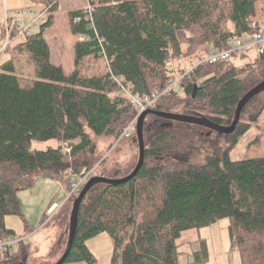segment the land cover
I'll use <instances>...</instances> for the list:
<instances>
[{"label":"trees","instance_id":"obj_1","mask_svg":"<svg viewBox=\"0 0 264 264\" xmlns=\"http://www.w3.org/2000/svg\"><path fill=\"white\" fill-rule=\"evenodd\" d=\"M28 1L45 7L48 18L22 43L35 64L31 83L21 84L10 59L0 64V241L35 231L24 219L18 194L39 178L60 181L66 192L68 169L81 174L95 167L93 177L109 179L133 171L135 166L105 174L104 158L91 167L95 138L118 137L136 114L114 96L112 76L130 82L140 94L163 91L170 77L167 60L200 61L212 48L224 47L229 38L252 34L250 20L257 2L264 0H88L90 12L79 9L68 14L78 38L72 72L50 62L44 39L60 0ZM182 44L187 45L185 51ZM88 58L103 60L107 71L82 75L77 66ZM236 59L200 65L182 81V95L164 94L149 110L229 126L239 100L264 80V55L241 66L235 65ZM263 110L264 92L243 108L228 136L147 116L141 169L125 183L97 184L86 192L63 264H96L86 243L101 234L113 241L110 264H178L180 234L221 219L229 221V246L238 253L240 264H264V157L239 161L230 157ZM49 141L68 142L70 155H63L60 147L31 150L33 142ZM199 157L201 162H191ZM76 197L62 203L48 222H56L64 232L61 255ZM8 217L19 218L21 233L6 227ZM46 220L44 215L41 225ZM203 251L202 246L194 254L196 264H201ZM29 255L30 244L19 242L3 254L0 264H27Z\"/></svg>","mask_w":264,"mask_h":264},{"label":"rangeland","instance_id":"obj_2","mask_svg":"<svg viewBox=\"0 0 264 264\" xmlns=\"http://www.w3.org/2000/svg\"><path fill=\"white\" fill-rule=\"evenodd\" d=\"M87 5L88 0H60L56 12L54 15L52 14V25L44 33V39L50 51V62L55 66L61 67L65 72H72L76 69L74 64V44L78 39L70 29L68 14L73 10L85 9ZM31 7L36 10L40 9L34 4ZM254 17H256L254 20L264 24V1L257 2ZM46 18H48L47 15ZM227 28L233 30L232 24H228ZM38 31V29L35 30L36 33ZM15 41V43L13 42L14 47L10 46L8 51L0 50V64L10 59L21 84L27 85L35 79V64L31 59V55L22 47V43L25 42L24 39L20 38ZM181 46L182 50L185 51L187 45L182 44ZM255 57L256 55L253 51H249L244 57L237 58L234 63L237 66H241V64L253 61ZM171 60L174 62L176 74L180 72L182 67L196 62H189L185 59L178 66L176 65V60ZM106 67L107 65L103 60L88 58L84 59L77 66V69L82 75L91 76L105 73L107 71ZM114 96L121 98L120 93L117 91ZM116 137L117 135L115 134L113 136L95 138L96 154L91 167L101 158H104L101 168H104L105 174L114 173V171L125 172L136 165L138 148L135 136L119 143H116ZM59 144L54 141L33 142L31 150L45 151L50 147H58ZM262 157H264V140L249 145L244 159ZM191 160L192 163H199L202 158ZM19 194L24 219L34 226L33 228L36 231L31 239L28 236L30 255L27 258V264H55L61 255L65 243L64 232L56 222L48 223L49 217L42 225L41 220L49 202L54 200L60 204L63 201L65 186L60 181L39 178L29 189L19 192ZM6 222L10 228L16 231L22 229L23 224L17 217H8ZM228 225V219H221L207 227L183 231L176 240L179 252L177 257L178 264H196L193 256L201 250L202 246L204 251L200 256L201 264H240L238 253L231 250L229 246ZM60 235L63 236L62 243H59ZM87 245L96 257V264H110L113 241L109 235L101 234L90 240Z\"/></svg>","mask_w":264,"mask_h":264},{"label":"built area","instance_id":"obj_3","mask_svg":"<svg viewBox=\"0 0 264 264\" xmlns=\"http://www.w3.org/2000/svg\"><path fill=\"white\" fill-rule=\"evenodd\" d=\"M38 10L34 8H24L14 12H7L4 15L2 38L0 40V50H7L13 44L14 39L25 38L32 35L36 29H39L46 18L45 7L41 5ZM88 12L91 11L89 5L85 8ZM250 27L255 30L250 35H242L240 37L229 38L224 47L212 48L207 56L200 61H196L192 65H187L181 68L176 74L174 62L169 59L165 62V68L170 72L169 80L163 91L153 90L150 94H140L134 91V86L130 82H126L122 77L112 76L111 79L117 87V91L121 95V99L125 101V105L131 107L135 112V116L128 123L125 130L121 133L120 139L128 138L135 132L138 117L147 109H152L156 101L164 94L182 95V81L188 78L196 68L202 64H216L225 62L229 59H235L247 55L249 51H253L256 56L264 55V24L251 19ZM82 40V38L80 39ZM182 60L177 61L178 66ZM63 155H70V144L62 142L59 144ZM95 167L90 170L78 174L72 169H68L64 173V178L68 182V189L65 192L63 203L78 195L85 184L93 177ZM61 204H52L46 215L49 220L58 212ZM19 242H26V237L21 239L8 237L0 241V256L10 250H14Z\"/></svg>","mask_w":264,"mask_h":264},{"label":"water","instance_id":"obj_4","mask_svg":"<svg viewBox=\"0 0 264 264\" xmlns=\"http://www.w3.org/2000/svg\"><path fill=\"white\" fill-rule=\"evenodd\" d=\"M264 92V80L258 83L256 86H254L252 89H250L237 103L233 115V119L229 126H220L218 124L212 123L210 120L203 118V117H194V116H186V115H179V114H171V113H164L160 111H145L143 112L137 121L136 125V140H137V147H138V158L137 163L133 169V171L126 177L121 179H109L104 177H93L91 178L85 186L82 188V190L78 193L77 197L73 201V205L70 211L69 215V230H68V239L66 242V246L64 248V251L60 258L55 262V264H63L66 260L70 249L72 247V243L74 240V236L76 233L77 228V222H78V211L79 206L84 198L86 192L93 186L97 184H104V185H119L122 183H125L129 180H132L138 171L141 169L144 161L145 156V147H144V141H143V124L144 120L147 116L152 115L160 119L168 120V121H175L180 123H187L192 125H197L204 127L206 129H209L212 132H216L220 135L228 136L232 134L235 131V128L239 122L240 114L243 110V108L248 104L250 100H252L254 97L258 96L259 94ZM18 264H26L24 262L18 263Z\"/></svg>","mask_w":264,"mask_h":264},{"label":"crops","instance_id":"obj_5","mask_svg":"<svg viewBox=\"0 0 264 264\" xmlns=\"http://www.w3.org/2000/svg\"><path fill=\"white\" fill-rule=\"evenodd\" d=\"M31 5L32 4L28 0H0V40L2 38L3 22H4L5 13L13 12L14 10H20L22 8H32ZM254 18H256V17H254ZM259 23H261V22H259ZM11 47H14V43L11 45ZM261 140H264V110L261 112L260 116L258 117L256 125L252 126L240 138L237 146L233 149V151L230 154L231 159L233 161H239V160L244 159L246 156V151H247V148L249 147V145H251L253 143H259ZM18 197L20 199V203L22 206L20 194H18ZM53 201L54 200L49 202L48 205L46 206L45 211L43 212V217H44V215H46V212H47L48 208L50 207L49 205L51 203L52 204H58L57 202H55V201L53 202ZM61 203H63V201ZM25 221L31 228L34 227V226L30 225L26 219H25ZM5 224H6L7 228L15 231L16 233H21L23 231V226H22L21 230L16 231L15 229H12L9 227L6 220H5ZM35 232L36 231H34L32 234L28 235V236H30V239H31V237H34ZM62 235H60V237H59V243H62V239H63ZM28 236L26 237V242H28V239H29ZM88 242L86 243V245L88 244ZM87 247H88V245H87ZM59 249H61V247H59ZM88 249H89V247H88ZM89 251L92 253V251L90 249H89ZM59 254H60V252H59ZM57 256H58V254H57ZM1 259H2V256H0V261H1ZM71 264H84V263H71Z\"/></svg>","mask_w":264,"mask_h":264},{"label":"bare ground","instance_id":"obj_6","mask_svg":"<svg viewBox=\"0 0 264 264\" xmlns=\"http://www.w3.org/2000/svg\"><path fill=\"white\" fill-rule=\"evenodd\" d=\"M149 109H147L146 111H148ZM152 111V110H151ZM145 112V111H144ZM126 128V127H125ZM125 128L120 132V134L118 135V137H117V139H116V143H118V142H120V141H122V140H125V139H129V138H131L132 136H133V134L134 133H136V131L134 132V133H132L128 138H122V139H120V135H121V133L125 130ZM135 139H136V135H135ZM136 142H137V140H136ZM138 148V147H137ZM137 163V162H136Z\"/></svg>","mask_w":264,"mask_h":264}]
</instances>
